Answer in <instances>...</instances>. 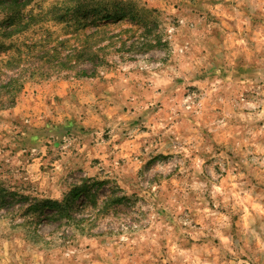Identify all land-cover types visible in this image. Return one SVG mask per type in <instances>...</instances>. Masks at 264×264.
I'll return each mask as SVG.
<instances>
[{
    "label": "rangeland",
    "instance_id": "374dc122",
    "mask_svg": "<svg viewBox=\"0 0 264 264\" xmlns=\"http://www.w3.org/2000/svg\"><path fill=\"white\" fill-rule=\"evenodd\" d=\"M104 1L129 15L93 76L26 74L0 103V186L62 200L104 181L100 200L125 199L84 232L0 219V264H264V0ZM46 37L0 40V84Z\"/></svg>",
    "mask_w": 264,
    "mask_h": 264
},
{
    "label": "trees",
    "instance_id": "16d2710c",
    "mask_svg": "<svg viewBox=\"0 0 264 264\" xmlns=\"http://www.w3.org/2000/svg\"><path fill=\"white\" fill-rule=\"evenodd\" d=\"M31 3L32 0H0V40L3 45V41L12 43L14 38L22 37L33 29H39L47 35L45 40L39 42L40 45L32 43L31 46H25L23 57H6V69L14 76L0 84V103L5 107L14 106L26 74L32 77L38 72L45 77L51 69L61 71L78 68L79 75L89 77L88 71L83 68L89 65L93 69L89 75L93 76L106 61L103 52L110 45L101 46V42L112 40L107 37L108 22H118L129 15L112 13L113 9L110 10L104 0H51L41 6L38 14L30 8ZM50 24H65L64 28L74 30L66 40L57 41L55 38L56 43L51 46L53 34L45 28ZM72 41L76 43L75 46L70 45ZM1 47L7 50L5 45ZM35 56L37 62L32 60ZM104 185V181L84 180L74 186L62 200H53L25 195L4 183L0 186V219H21L23 223L20 226L28 227L39 223L58 224L60 228L70 227L84 232L85 228L93 226L125 199L110 191L100 200L98 190ZM81 199H84V203H79ZM84 212H89L87 218L83 217ZM64 233L62 236L66 239Z\"/></svg>",
    "mask_w": 264,
    "mask_h": 264
}]
</instances>
